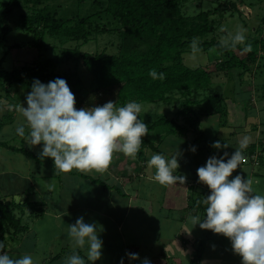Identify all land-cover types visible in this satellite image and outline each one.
<instances>
[{"label": "rangeland", "instance_id": "374dc122", "mask_svg": "<svg viewBox=\"0 0 264 264\" xmlns=\"http://www.w3.org/2000/svg\"><path fill=\"white\" fill-rule=\"evenodd\" d=\"M93 1L94 0H43L38 7H47L50 11L55 10L57 16L70 17L74 20V17L89 15L98 10L97 5ZM5 2H7V0H0V12L3 10ZM31 6V2L22 1L21 5L15 8L10 15L8 23L11 29L6 36L5 43L0 45V57L6 52L2 67L7 70L20 67L24 64H30L38 59L41 60L47 57H53L60 53L63 48L74 47L80 43V41L77 40H66L64 38L45 34L42 38L41 47L29 46V42H36L40 38L37 37L34 32L23 29L20 26L19 18L20 14L32 10ZM182 10L186 15H195L200 10L212 11L210 19L215 21V28L213 32L205 37L206 39L214 37L215 40L221 42L222 39L227 38L230 34H234L238 29L243 28L245 30L244 34L246 39L242 43H237L238 47L242 48H237V45L234 48V52L239 58L245 59L248 48L252 49L259 46L257 43L251 41L252 39H248L259 35V32L257 33L256 31L258 25L262 22V18L264 21V0H185ZM105 18L104 15H100L98 19L95 18L96 20L94 22L98 23L100 26L106 25L109 29H106L105 26V29L93 33L94 37L82 45L80 49L104 51L112 54L118 52V34L115 30L110 29L111 24H109L108 20ZM262 24L264 31V22ZM261 53H263L262 50ZM222 58H224V56L221 51L214 45L207 50L187 51L183 53V62L190 67L210 65L209 68L212 69L214 68L213 63H215L217 59L219 60ZM258 62L259 64H257ZM258 62L257 59L256 61H250L249 65L251 70L245 71L241 75L237 73L240 72L241 69L235 68L232 71L228 70L226 75L221 73L215 76L211 81L212 83L207 88L199 90L196 94L198 98L216 92L224 96V103L228 110L226 126L217 127L219 124V121H217L218 116L202 118L199 131H194L192 128H189L187 133L181 138H178V134L172 135L160 145L158 141L155 140L154 144L157 145L158 148L154 150L148 147L145 149V154L151 157L154 153L160 152L164 154L165 152V155L170 156L177 148V150L182 151L183 154L178 158L179 168L175 171H179L188 179L191 171H193L200 162V165H203L202 163H204L210 155H213V151H218L216 155L218 154V156H220L219 151L225 149L222 147L217 150L207 145L206 148H209L210 154L204 152L205 149L201 151L198 146L194 153L190 151V146H196L200 143L199 141H194L195 136L198 135L200 131L204 132L205 138L208 140L214 137L217 132V137L225 138L223 145L226 144L232 148L231 154L235 151V148L239 147L238 142L245 135L250 138V142H256L258 139L259 142H264V57H260ZM74 70L81 72L78 71L79 68L76 69L74 67L72 62H67L60 66L57 73L61 74L65 71ZM86 73L87 74L83 72L82 75V80H84V84L86 85L84 88L80 86L74 87L65 79L70 90L74 93L76 108L91 107L93 103L96 102V99H94L92 103L84 100V95L89 91L88 84L93 83L90 73L87 71ZM29 91H31V87L27 86L25 83L14 82L9 86V94L5 97L6 91L4 90L3 84L0 82V119L5 118V114H11L13 116L10 121L9 119L5 120V124L0 132V139L8 140L10 143L14 144H20L21 139L27 142L24 137L19 136L15 132V127L17 123L22 120L17 109L20 105L27 106L26 95ZM102 97L107 98L104 94ZM139 103L142 107L138 118L143 119V121L147 123L152 122L162 114L175 118L176 116H180L177 113L178 109L181 108L180 96L178 94L174 100L170 102L158 101ZM116 106L119 107L121 105L116 104ZM178 118L184 123L181 116ZM256 122L258 126L255 130L247 128L250 124L252 125ZM237 127L238 131L242 129L238 133L233 134V131H236ZM152 134L153 133L149 132L144 137H153L154 135ZM171 139H179L180 145L168 144L167 142ZM31 148L36 153H40L41 151V145L31 146ZM257 153H259L258 150H255L252 154ZM147 161L148 158H146V160H139L138 154L133 158L126 156L123 152H114L109 167L103 172L90 171L82 173L93 177L98 176L106 178L109 185L113 184L120 186L125 193H132L134 197L138 196V198H136L139 201L141 196H146L148 200L151 199L154 203L153 208L157 206L152 214H143L139 209H129L128 212L124 213L123 202L119 200L117 202L113 198V195H115L113 188L104 190L98 182L93 183L90 179L85 178L79 173H66L63 171L59 173L58 170H56L57 173L51 162H42L39 164L37 161L28 158L21 152L14 153L4 148L0 149V192L3 193L0 194V197H5L3 189L6 188V192L11 193L8 195L9 197L13 196L17 201L24 199L25 196L32 191L33 186H31V182L33 180H35L36 185L41 189L42 197L48 194L46 200L49 206L56 205L55 202L58 200V197H63L65 205L70 203L69 199L73 196L69 193L71 191L75 196H79L77 197L80 205L77 206L81 212L80 216L84 217L85 222L95 224L103 223L102 218L104 217L94 210L96 207H84L86 206L85 204H99L101 205L99 210L102 209L104 213L111 212V214H113L112 216L115 217L117 221H126L125 223L123 222L124 230L128 231L125 228H130L129 230L132 231L129 232H131L134 237L137 235L136 237L139 239L143 236H147L149 245L150 242H152L153 246H155V243L152 241V236L156 235V229L157 231L162 230L165 235L178 230L179 222L174 220L175 218H179V215L182 213H186V210L180 207L181 202L185 201V197L182 189L174 188L171 185H161L157 182L154 178L155 169L150 167ZM261 170L264 172V167H262ZM105 174H108V176ZM251 182L253 192L255 194L264 195V179L258 178L255 181L254 178ZM62 190H64V193ZM135 190H138L139 193ZM37 200H40L38 195ZM102 206L104 207L102 208ZM179 208L182 210L179 211ZM123 214L126 216L125 219H122ZM190 218V216H187V222L183 225V232L188 234H190V232L195 234L205 233L206 229L200 228L199 224H192ZM23 221L28 222L30 227L36 228L37 230L43 229V226L46 228L45 223H47L44 216L31 215L28 209H26V213L23 216ZM107 224H105V226L103 225L104 228L99 226V228L102 229L100 231L106 235L108 230L114 232L111 225ZM113 232H111V234ZM110 240H112L110 237L107 241L103 240V243L105 241L106 243L103 244L102 253L112 252L114 245L117 244L114 243L117 242V240H113V245L108 242ZM176 241H178V239H176ZM195 243L194 252L197 254L198 250L201 249L203 253L206 242L203 241L201 243L199 240ZM141 244L145 248L144 242ZM185 254L191 255V249L185 252Z\"/></svg>", "mask_w": 264, "mask_h": 264}, {"label": "trees", "instance_id": "16d2710c", "mask_svg": "<svg viewBox=\"0 0 264 264\" xmlns=\"http://www.w3.org/2000/svg\"><path fill=\"white\" fill-rule=\"evenodd\" d=\"M22 1L31 2L32 10L20 14V26L27 31L34 32L40 38L36 42H29V46L41 47L42 38L45 34L66 40H77L80 43L74 47L63 48L60 53L53 57L38 59L11 70L2 67L5 52L0 57V82L6 91L5 97L9 94L11 83L21 82L31 87L33 78H38L41 82L47 83L54 77H62L72 86L84 88L86 85L82 80V75L83 72L87 74L86 71L92 76L93 83L88 84L89 91L84 95V100L92 103L96 99L93 106L103 105L109 100L121 106L133 100L137 102H170L174 100L177 94L180 96L181 108L178 109L177 113L183 118L184 123L178 118L180 116L175 118L165 114L158 116L152 122H144L148 126V131L154 136L146 138L144 137L146 133L141 137L142 144L137 153L139 160L150 158L146 156L145 149L150 147L156 150L158 147L154 144L155 140L160 145L172 135L178 134V138H181L189 128L199 131L202 118L218 116L219 124L217 127L226 126L228 110L224 103V96L216 92L198 98L196 94L199 90L207 88L215 76L221 73L226 75L228 70L232 71L235 68L241 69L240 72H237L241 75L245 71L251 70L250 61L257 59L258 62L260 57H264L263 18L256 31L259 32V35L248 39H252L251 41L259 46L252 49L248 48L246 58L243 59L234 52L236 46L234 48L223 46L214 37L205 38L215 28V21L210 19L212 11L200 10L195 15H186L182 10L185 0H94L98 10L89 15L74 17V20L70 17L57 16L55 10L50 11L47 7L39 8L38 6L43 0H7L0 12V45L5 43L6 36L11 29L8 23L10 15L15 8L21 5ZM100 15L106 17L105 19L111 24L110 29L115 30L118 34L117 53L80 49L82 45L94 37L93 33L105 29L106 25L100 26L94 22L95 18L98 19ZM106 29L109 28L106 26ZM194 38L197 41V50L195 51L207 50L214 45L221 51L224 58L217 59L213 63L214 68L212 69L209 68L210 65L197 67L186 65L183 62V53L194 51L191 45ZM237 48L242 47L237 45ZM67 62H72L74 67L79 68L78 71L81 72L74 70L58 74L57 70ZM153 68L157 72H164L165 78L161 80L150 77L149 69ZM103 94L107 98H103ZM4 117L0 119V132L5 120L9 119L10 121L13 116L5 114ZM258 123L250 124L247 128L255 130ZM237 129L238 127L236 131H233V134L238 133L242 128L239 131ZM198 133L194 141L200 143L196 147L198 146L201 151L205 149L204 152L207 154H210L209 148H206L207 145L210 147L212 142L217 140L222 145L225 142V138L216 136L217 132L209 140L205 138L204 132ZM258 142L259 139L256 142H249L248 146L242 150L244 153L243 162L253 166L256 174L260 173L261 168L264 167V142ZM167 143L180 145L179 139H171ZM3 148L14 153L21 152L39 164L51 162L54 165L52 158L40 157L39 153L32 150L31 146L23 139H21L20 144L0 139V149ZM231 150L232 148L228 145L224 150L219 151V155L227 152L231 156ZM255 150H258L259 153L253 159L251 155ZM216 153L218 151H213V154ZM164 154L166 153L164 152ZM200 164L191 171L189 176L192 180L193 177H198L196 170L201 166ZM56 170L61 172L59 169H55V172H57ZM73 170L71 172L79 173L93 183L98 182L105 190L113 188L121 195H126L120 186L109 185L106 178L93 177L82 173V171ZM191 186L188 195L189 208L193 214L202 220L207 207L204 199L209 192L199 190L195 185ZM43 203L31 200L29 197L18 201L13 196L0 197V230L5 229L11 232L13 237L24 233L28 229V224L23 221L26 209L31 215L40 216L44 213ZM200 242L202 243L203 239ZM71 252L72 250L64 249L53 257ZM201 256L202 250L199 249L193 263L197 264Z\"/></svg>", "mask_w": 264, "mask_h": 264}, {"label": "clouds", "instance_id": "9594fccd", "mask_svg": "<svg viewBox=\"0 0 264 264\" xmlns=\"http://www.w3.org/2000/svg\"><path fill=\"white\" fill-rule=\"evenodd\" d=\"M244 32L243 28L238 29L222 39V45L234 48L245 41ZM191 45L197 50L195 38ZM148 74L153 79L165 78L164 72L154 68L149 69ZM75 103L74 93L64 78L56 77L47 83L33 78L31 91L26 95L27 106L20 105L17 109L22 120L17 123L15 132L30 146L41 145L40 157L52 158L55 169L66 173L73 169L85 173L103 172L109 167L114 152L133 158L137 155L141 137L149 132L147 124L138 118L142 107L139 102L133 100L117 107L116 102L109 100L103 105L81 108H76ZM249 142L250 138L245 135L231 156L227 152L210 155L197 168L199 182L206 184L210 193L204 199L207 205L204 218L192 216L190 219L202 229L229 238L242 264H264V195L255 194L251 180L242 179L239 173L229 179L233 170L241 165L242 150ZM227 146L219 140L211 144L217 150ZM189 150L194 153L196 146H190ZM182 154L177 148L170 156L160 152L152 154L147 164L155 169L157 182L184 184L186 177L174 174ZM100 230L95 223L85 222L83 216L68 224L72 252L65 257L64 264H90L100 259L103 248L98 235ZM5 248L6 242L0 240V264H36L31 255L12 256L3 251ZM78 250L85 251L87 259ZM126 256L131 260L139 258L136 252H126ZM123 261L122 257L119 264ZM141 264H152V261L143 258Z\"/></svg>", "mask_w": 264, "mask_h": 264}, {"label": "crops", "instance_id": "0c3cea01", "mask_svg": "<svg viewBox=\"0 0 264 264\" xmlns=\"http://www.w3.org/2000/svg\"><path fill=\"white\" fill-rule=\"evenodd\" d=\"M227 158L228 157H225V159ZM174 173L175 175H182L179 171H175ZM237 173L241 175L242 179L248 178L251 181L254 180V178L255 181L258 178L264 179V172L262 170L260 173L256 174L255 168L247 163H244L243 161L241 162V165L237 167V169L233 170L229 179H231ZM105 175L108 176V174ZM193 175H195V173ZM194 178L195 177H193L192 180V178L188 177L184 184H179V182H177V184L171 185L174 188L182 189L184 191L185 201L181 202L180 207L184 208L186 213H182L179 215V218H175L174 221L179 222V226L178 230L174 231L173 233L165 235L162 230L157 231L156 229V235L152 236V241L155 243V246H153L152 242H150L149 245L147 236H143L141 239H139L136 237L137 235L134 237L133 234L129 232L132 231L129 230L130 228H125L128 231L124 230L123 222L125 223L126 221H117L115 220V217L112 216L113 214H111V212L104 213L102 209L99 210L101 205H93L92 203L89 205L85 204L86 206L84 207H96L94 210L104 217L102 218L103 223H96L98 228L99 226L104 228L105 224L108 223L114 229V232L111 231L113 232L112 234L108 230L107 235L102 231H99L98 235L102 241H107V239L110 237L112 240L108 242L113 245V240H117V242H114L117 244L114 245L112 252L102 253L100 259L95 262H90V264H119L122 257L124 258L123 264H141V260L143 258L150 259L152 264H194L193 261L196 258L194 245L196 244V241L201 239L206 242V245L204 246L202 257L197 262L198 264H242L241 256L233 251L231 241L223 234L214 233L210 229H206L205 233L202 234H195L192 232L188 234L183 232V225L187 222V216H197L193 214V211H191L189 208L188 195L190 193V189L192 188L191 185H195L197 186V189L210 193V189L206 184L199 182L198 177L195 178V180ZM31 183V186H33L32 191L25 197H29L31 200L40 201L41 203L44 202V213L42 216L45 217L47 222L45 223L46 228L43 226V229L37 230L36 228L30 227L28 222H26L28 224L27 231L15 237L11 236V232L6 231L5 229L0 230V240H4L7 244V248H5L3 251L9 252V254L12 256H19L22 254L31 255L34 258L36 264H64L65 257L71 253H67L59 257H53V255L63 251L64 249L72 250L70 238L67 235L68 224L75 223L76 219L81 215V212L77 206L80 205L78 202L79 196H75L74 193L70 191L69 193L73 195L69 199L70 203L65 205V200L63 197H58V200L55 202L56 205L49 206V203L46 200V196L48 194H45V196L42 197V191H40L41 189L38 185H36L35 180H33ZM3 190L4 195L11 194L6 192V188ZM62 191L64 193V190ZM135 191L139 193L138 190ZM114 192V200L117 202L118 200L123 202L124 213L128 212L129 209H139L140 212H143V214H152L155 208H157V206L153 208L154 203L151 199L148 200L146 196L140 195L141 197L139 201L137 200L138 196H136V198L132 193L128 194L126 192V195H121L115 189ZM0 194L3 193L0 192ZM37 195L40 197V200H37ZM103 207L104 206H102V208ZM181 208H179V211L182 210ZM125 217L126 216L123 214L122 219H125ZM192 224H194L193 221ZM176 239H178V241H176ZM106 241L103 244H105ZM142 242H144L145 248L141 244ZM190 249L192 254H185V252H188ZM78 251L81 256H84L85 259H87L85 251ZM126 252H136L139 254V258L136 260H131L126 256Z\"/></svg>", "mask_w": 264, "mask_h": 264}, {"label": "built area", "instance_id": "2783aa9c", "mask_svg": "<svg viewBox=\"0 0 264 264\" xmlns=\"http://www.w3.org/2000/svg\"><path fill=\"white\" fill-rule=\"evenodd\" d=\"M251 156H252L253 159H255L257 157L256 154H252Z\"/></svg>", "mask_w": 264, "mask_h": 264}, {"label": "water", "instance_id": "95a60500", "mask_svg": "<svg viewBox=\"0 0 264 264\" xmlns=\"http://www.w3.org/2000/svg\"><path fill=\"white\" fill-rule=\"evenodd\" d=\"M263 39H264V31H263V35H262Z\"/></svg>", "mask_w": 264, "mask_h": 264}]
</instances>
